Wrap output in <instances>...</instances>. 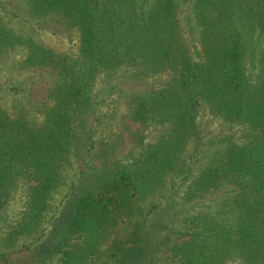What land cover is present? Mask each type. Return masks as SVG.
Instances as JSON below:
<instances>
[{
  "label": "trees",
  "instance_id": "trees-1",
  "mask_svg": "<svg viewBox=\"0 0 264 264\" xmlns=\"http://www.w3.org/2000/svg\"><path fill=\"white\" fill-rule=\"evenodd\" d=\"M206 2L212 10L184 16ZM19 4L24 11L0 9V56L14 58L9 75L21 86L8 109L0 98V209L23 189L15 228L47 221L44 260L87 225L98 241L90 255L97 250L101 264H153L167 251L185 264L197 253L201 264H264V0ZM36 29L79 44L72 54L64 41L38 40ZM38 82L43 95L30 100ZM202 107L230 135L203 142L210 146L202 167L187 165L177 188L145 206L138 191L151 167L166 176L188 142L198 152L194 116ZM164 123L172 132L145 156L120 157L122 135L142 144L150 124ZM208 189L214 196L204 199Z\"/></svg>",
  "mask_w": 264,
  "mask_h": 264
},
{
  "label": "rangeland",
  "instance_id": "rangeland-1",
  "mask_svg": "<svg viewBox=\"0 0 264 264\" xmlns=\"http://www.w3.org/2000/svg\"><path fill=\"white\" fill-rule=\"evenodd\" d=\"M20 0H0V9L3 11L2 13L5 15H11L9 12L13 10L14 12H18L19 9L24 11L23 5L20 6ZM213 3L206 2L203 7L196 5L192 8H185L183 14L184 16L189 12L191 16H194L198 12V10H212ZM181 15V14H180ZM6 19H8L6 17ZM34 36L38 39H45L48 44L56 45L60 41H64L62 43L63 49L69 51L70 53H74L76 47L79 42L76 41L75 38L67 41L60 40L59 37L53 35L51 31L48 29V33L46 35H41L38 29L35 30ZM51 35V36H50ZM187 36V33H186ZM14 61V58L11 56H0V98L3 100L5 107L8 109L10 107V99L12 98V91H15V87L21 88L19 85H14L15 81L11 80V75L9 72L11 71V66ZM27 77V74L22 76V79ZM167 76L164 77L166 79ZM163 79V78H162ZM160 83L164 82L163 80L158 81ZM21 83V82H20ZM38 84H32V90L30 100L38 101L41 99L43 95L42 83L38 82ZM1 88H4V91L1 92ZM129 90V89H128ZM125 90V91H128ZM139 89H136L137 91ZM8 93L9 96L6 95ZM9 99V100H8ZM119 107V112L116 115V128L118 130L123 129V119H125L124 115H127V105L126 100L121 99L117 103ZM194 123L196 125L195 132L198 133L199 138L201 139V144L198 147V152L194 150L195 146L193 142H188V151L185 154L184 161H175L170 164H166V168L168 171L165 176L163 170H159L156 168L154 171L151 167V171L146 176L145 184L142 185V190L138 191V193L145 195L146 200L144 202L145 206L149 205V203H160L163 201L167 195L171 192V189L177 188L178 185L182 183V179H184L188 172L187 165L193 163V171H195L202 167L205 162V157L208 154L209 146L203 145L204 143H209V140L218 139L219 136L223 134L230 135V129L223 124L220 116L216 115V112L213 113L209 109L207 110L205 107L197 111V114L194 116ZM151 127L147 128L145 132H142L143 143L135 145L133 143V137L129 136L127 133L122 135V152L120 157L126 158L130 157L135 152L139 153V157H143L145 153H147L151 146H155L159 143L162 136L164 138L168 135L172 130H170L168 123L162 124V126L157 127L150 124ZM231 129L234 128L233 125L230 126ZM165 130V131H163ZM141 134V133H139ZM137 140V139H136ZM213 152V150H212ZM197 154V157H196ZM199 154V155H198ZM192 158H195L194 161ZM160 167V165H157ZM153 170V171H152ZM158 179V180H157ZM147 181V182H146ZM184 185H186V181H184ZM223 186V185H222ZM221 188V187H220ZM215 189H208L207 194L204 195V199H211L214 196ZM55 206L60 204L59 199L54 202ZM25 206V193L22 188L18 189L16 196L13 199H10V203L7 205L3 204V209H0V216L2 215L3 219L0 220V264H101L103 263V259H99L97 255V250L93 255H90L92 252V247L97 245V240H93L90 236L92 230L86 227H82L78 229V232L75 233V237L73 239L72 244L68 243L64 245L61 251H56L51 255L47 260H44L43 250L41 247L44 243V238L46 233L48 232L49 224L47 221H43L39 227L30 228L26 230H21L16 227V223L22 218V206ZM152 205V204H151ZM150 205V206H151ZM25 210V209H24ZM6 212V214L4 213ZM54 211L52 210L48 215L47 219L53 216ZM127 233V232H125ZM123 233V234H125ZM8 235L12 238L9 239ZM101 245V243H100ZM109 248V247H107ZM171 251V247H170ZM199 253L194 257H190L189 261L191 264H201L199 259H197ZM219 257L213 256L212 262H215ZM45 261V262H44ZM185 260H179L173 258L172 254L169 251L166 252L165 255H161L160 257H156L153 264H185ZM226 264H243L239 260H227Z\"/></svg>",
  "mask_w": 264,
  "mask_h": 264
}]
</instances>
